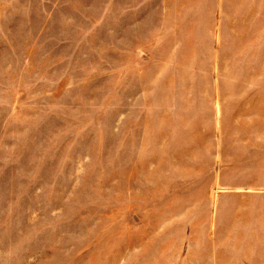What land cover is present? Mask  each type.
I'll return each mask as SVG.
<instances>
[{"label": "rangeland", "instance_id": "obj_1", "mask_svg": "<svg viewBox=\"0 0 264 264\" xmlns=\"http://www.w3.org/2000/svg\"><path fill=\"white\" fill-rule=\"evenodd\" d=\"M236 1L0 0V264H234Z\"/></svg>", "mask_w": 264, "mask_h": 264}, {"label": "crops", "instance_id": "obj_2", "mask_svg": "<svg viewBox=\"0 0 264 264\" xmlns=\"http://www.w3.org/2000/svg\"><path fill=\"white\" fill-rule=\"evenodd\" d=\"M248 3L242 7L241 1L235 2L234 57L237 68L252 75L253 71H264V0H249ZM251 32H255V36ZM254 46L256 50H253ZM259 81L258 86L264 85ZM254 83L248 79L243 84ZM245 132L236 133V162L240 158L241 164L257 167L261 172L264 168V132L255 133L251 129ZM253 177L251 174L234 181L235 189L250 192L245 197L235 195L234 264H264V186L260 185L264 179L262 175H256L254 180Z\"/></svg>", "mask_w": 264, "mask_h": 264}]
</instances>
